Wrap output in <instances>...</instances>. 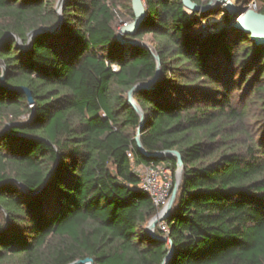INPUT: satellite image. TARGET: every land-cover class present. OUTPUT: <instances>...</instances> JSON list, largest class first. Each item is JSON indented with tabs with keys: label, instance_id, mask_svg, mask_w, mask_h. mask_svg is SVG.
I'll return each mask as SVG.
<instances>
[{
	"label": "trees",
	"instance_id": "16d2710c",
	"mask_svg": "<svg viewBox=\"0 0 264 264\" xmlns=\"http://www.w3.org/2000/svg\"><path fill=\"white\" fill-rule=\"evenodd\" d=\"M58 1L0 0L5 84L34 101L0 84V264H163L161 237L167 264H264V45L232 24L206 29L214 6L142 0L146 21L126 39L149 46L127 48L115 40L124 0H64L60 32L25 47L57 24ZM157 70L133 94L140 142L179 152L183 172L153 238L159 210L133 167L165 162L175 178L176 162L139 152L126 99Z\"/></svg>",
	"mask_w": 264,
	"mask_h": 264
},
{
	"label": "water",
	"instance_id": "95a60500",
	"mask_svg": "<svg viewBox=\"0 0 264 264\" xmlns=\"http://www.w3.org/2000/svg\"><path fill=\"white\" fill-rule=\"evenodd\" d=\"M63 1L64 0H59L57 5H56V13L58 14L57 24L50 29L39 28L38 30H35V31H32L31 33H29L27 36L28 42H27L25 47H27L30 44L31 39L36 35H40V34L54 35V34H57L60 32ZM130 2H131V10H132V14H133V19L130 22L120 24V28L116 32L115 40L121 46H124L127 48L136 47L138 45H141L144 48H147L146 45L140 44L135 40L126 39V37H134L137 34V32L139 31L141 25L146 21V18H147V12H146L145 5H144L142 0H130ZM181 3L183 4L184 8L187 11L192 12V13L203 12V11L207 10L208 8H210L216 4L223 5L224 10L227 11L235 19V22L232 23V27L234 29H238L244 33L249 34L250 39L253 40L256 44H258V45L263 44L264 45V15L259 14L256 11L250 10L247 8H244V9L237 8L229 0H211L204 7H201V6L193 3L191 0H181ZM5 36H8V35H5ZM17 44L20 46L21 42L19 40H17ZM154 58L157 62V66H159V58L156 54H154ZM0 65H1L2 72H3L2 76L0 77L1 86L8 89V90H11V91L23 93L26 96L28 106L31 109H33L34 101H33V98H32V95H31V92L29 91V89H27L25 87H7L5 84L6 69H5V66L2 62H0ZM158 72L159 71L157 70L155 77L151 81H149L148 83L137 85V86L133 87L128 92L127 99H126L128 105L140 117V125H139V128L137 130L136 137H135L137 149L139 150V152L143 156L148 157V158H158V159H162V160H169V159L173 158V159H175V162H176L177 181H176V183L172 189L169 201H168L166 207L161 212L157 213V215L149 221V223L146 227L147 234L153 238L155 237L154 232H155L156 226L159 223L163 222L167 218V216L169 215V213H170V211L174 205L175 198H176L177 191H178V187H179L180 180H181V176H182V172H183V159H182L179 152L167 151V152H161V153H148L143 149L142 144L140 142V134H141L142 127L144 124V116H143L141 109L139 108V106L134 101L133 94H134V92H136L137 90H140V89H145V90L150 89L152 84L155 82V80L158 76ZM51 172L48 174V176L51 174ZM48 176H47V178H48ZM46 181H47V179H45V183L41 187L40 190H38L37 192H35L34 194H32L30 196L38 195L44 189ZM20 186L25 191V188L22 185H20ZM159 239L161 241L167 242L170 245V251H169V253H168V255L165 258V261L163 263V264H167L170 257H171L173 247H172L171 241L169 239H167V237H161ZM71 264H94V263H93L92 259L87 258L84 260L75 261Z\"/></svg>",
	"mask_w": 264,
	"mask_h": 264
},
{
	"label": "built area",
	"instance_id": "2783aa9c",
	"mask_svg": "<svg viewBox=\"0 0 264 264\" xmlns=\"http://www.w3.org/2000/svg\"><path fill=\"white\" fill-rule=\"evenodd\" d=\"M113 71L118 68L113 66ZM130 157V155H128ZM134 172L140 177V189L148 193L151 197L153 205L161 212L167 205L172 189L177 181V172L173 178L169 165L162 162L156 166L142 167L134 166ZM140 171V174H137ZM158 228L162 232H167L166 225L161 222Z\"/></svg>",
	"mask_w": 264,
	"mask_h": 264
},
{
	"label": "rangeland",
	"instance_id": "374dc122",
	"mask_svg": "<svg viewBox=\"0 0 264 264\" xmlns=\"http://www.w3.org/2000/svg\"><path fill=\"white\" fill-rule=\"evenodd\" d=\"M211 1V0H210ZM234 6H236L237 8H240V9H244V8H247V9H250V10H254L256 11L257 9V6L255 4V1L254 0H229ZM129 2L124 0V1H121V8H119V11L124 14L126 17L125 19H119L117 21V24H116V31H118V29L120 28V24L121 23H126V22H130L132 19L128 16V14H126L127 12L124 11L123 7L125 5H128ZM214 8H218L220 9L221 11V14L219 16H214L212 18H210L209 20H207L205 22L206 24V29L208 30H217L218 28H220L222 25H226V26H229V24H232L233 22H235V19L227 12L224 10V7L223 5L221 4H216L214 5ZM203 29V28H201ZM149 42H150V36H145L143 38V43L144 45L146 46H149ZM238 92L234 93L233 95L235 96ZM242 94L240 95H237V97L235 98L236 101H238L241 97ZM257 112H254V115H256ZM255 119H252L251 120V125H255ZM137 174H140V171H137Z\"/></svg>",
	"mask_w": 264,
	"mask_h": 264
}]
</instances>
